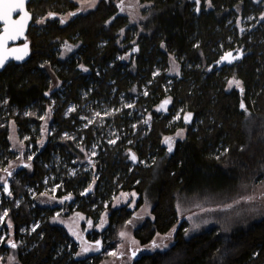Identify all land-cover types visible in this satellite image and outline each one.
<instances>
[{"label": "trees", "instance_id": "1", "mask_svg": "<svg viewBox=\"0 0 264 264\" xmlns=\"http://www.w3.org/2000/svg\"><path fill=\"white\" fill-rule=\"evenodd\" d=\"M140 1L151 10L139 32L113 0H99L84 13L74 0L28 2L30 56L0 72V157L11 158L8 120L26 143L34 141L37 116L51 105V131L11 173L12 191L0 196V213H7L13 236L10 244L0 243V259L12 252L18 264H101L149 198L150 216L133 227V237L145 245L173 230V242L142 252L132 264H264V215L228 233L212 226L185 236L187 222L175 206L178 193L228 192L241 180L264 177V21H257L264 0ZM64 13L69 17L61 23L56 15ZM124 27V39L136 41L130 61L119 56ZM64 46L71 49L66 56ZM227 53L239 58L224 64ZM170 54L179 63L176 74L167 71ZM233 79L240 88L228 87ZM55 81L61 84L50 91ZM133 85L145 90L133 100L144 119L124 107L112 113L115 139L103 127L84 126L77 108L67 114L70 103L84 101V91L91 101L117 107L133 98ZM175 109L191 113V121L172 120ZM182 128L184 136L169 152L165 138ZM80 146L95 147L87 161L91 168L78 160ZM51 177L57 196L72 197L63 215L78 210L97 221L107 210L104 229L84 234L97 244L95 252L77 257L79 242L50 221L56 208L34 203L30 189L40 193ZM131 191L138 195L135 207L112 206L115 195Z\"/></svg>", "mask_w": 264, "mask_h": 264}, {"label": "rangeland", "instance_id": "2", "mask_svg": "<svg viewBox=\"0 0 264 264\" xmlns=\"http://www.w3.org/2000/svg\"><path fill=\"white\" fill-rule=\"evenodd\" d=\"M98 1L99 0H95L94 5L90 7L89 4L91 3V0H74L77 4V9L83 13L93 9ZM113 1L117 2L120 9L123 8V12L128 16L129 24H137V31H142L143 29L141 23L146 19L151 10L150 3L141 2L140 0ZM68 17L69 13L56 15L57 20L59 19L60 21L62 19L67 20ZM47 18H49L48 15L41 17L38 20V23H44ZM257 19L258 22L264 21V11L258 15ZM241 26L244 27L246 25L242 24ZM125 29L126 28L124 27L118 32L117 39L119 41L120 48H122V53L119 55L122 60H127V53L134 50V44L136 43L135 37H132L131 39H124ZM69 52V47L67 46H64L61 51L63 54L62 56L68 55ZM128 60L130 61L131 59L128 58ZM232 61L233 60L231 59V62ZM231 62L224 60V64H230ZM178 69V61L170 54L168 58L167 71L172 74H176ZM60 84L61 82L58 81L52 82L50 91L58 88ZM227 85L229 87L228 83ZM129 92L133 96L131 100L127 99L117 107H110L102 102L87 99L88 94L84 91L80 94V97L83 98L84 101L79 103L80 105L78 102L72 104L70 103L67 109V114L77 108L79 118L82 120V124L84 126L94 124L95 126L103 127V130H105L107 134L106 137L115 139L117 137V132L112 127V113H115L124 107L129 108V114L136 110V113L140 116L142 115V119H144L143 112L138 111L133 104V100L137 97L139 92L145 93L144 88L141 89L136 85H133L130 87ZM160 106H162V104ZM165 106L166 105L161 107V109L164 110ZM51 107V105L48 106L37 116L39 123L34 124L31 129V131L35 134L36 139L34 141L30 140L28 143L25 142L27 139L26 136H19L15 122L12 119L8 120L7 139L9 142V149L12 153L10 155L11 158L7 161H4L3 156L0 157V196L2 195V192H4L5 182L8 186V193L12 191V176L10 175L8 180H6L9 172H15L18 169V166L20 167L25 164L29 157L34 154V144H36V147L38 148L45 144L47 135L51 131ZM187 115L188 113H184L180 109H175L173 110V117L171 119L178 120L183 117L185 122H190V118L187 121L185 120ZM89 121H91V123H89ZM178 133H182V135H177ZM184 134L185 128H182L178 130L175 135L170 136V138L174 141L175 139L182 138ZM73 137L77 138L74 135ZM80 149L82 150V156L78 158V160L85 163L86 169L91 168L90 163L87 161L90 156L95 154V147L91 150H85L80 146ZM6 169L7 171H5ZM52 181V177L47 180L45 188L40 193H36L34 190L30 189V194L33 197L34 203L41 206L56 208L55 214L50 218V221L62 226L73 239L79 242L78 250L75 254L77 257H83L95 252L97 244L85 240L84 234L85 232L92 230L101 231L104 229L107 224V210L104 209L101 211L97 221H93L92 218L86 217L78 210H74L67 215H63L62 213L65 212L64 204L67 199L72 197L69 195L57 196V184H53ZM137 197L138 195L134 191L118 193L112 199V206L126 204L128 207L133 208L136 206ZM175 206L179 217L187 222L185 236H190L195 232L208 229L212 226H216L221 231L228 233L241 226H245L253 220L259 219L264 215V177L258 182L241 180L232 191L228 192H206L194 195L178 193ZM150 207L151 200L149 198H145L143 203L135 209L132 218H130V222H128V224H126V226L119 232L118 245L115 249L109 251L108 257L102 260L101 264H132L133 260L142 252L163 250L172 244L174 235L173 230H170L163 235H156L150 243L145 245H140L133 237V227L138 225L140 220L144 217L150 216ZM4 214L5 211L0 213V217H3V219H0V243L7 242L6 244L8 245L10 244V241L12 242L13 240L12 227L9 226L11 222L9 219H5ZM4 223L8 226V230L5 229ZM121 233H124L125 235L121 236ZM84 247H87L89 251L82 252V248ZM131 252L135 256H131ZM113 253L115 254L113 255ZM0 264L18 263L14 253L9 252L5 257L0 259Z\"/></svg>", "mask_w": 264, "mask_h": 264}, {"label": "snow or ice", "instance_id": "3", "mask_svg": "<svg viewBox=\"0 0 264 264\" xmlns=\"http://www.w3.org/2000/svg\"><path fill=\"white\" fill-rule=\"evenodd\" d=\"M25 2L26 0H0V21L3 22V35H0V66L4 64V62L9 58V56H14L15 59L17 60H22L24 58V55L27 54V44L24 45L23 49H8L6 48V44L8 40H15L19 35L23 33L24 26L26 21L29 19V14L25 11ZM95 3V0H91V3L89 6H93ZM197 5H199L200 0H196ZM123 11V8H121ZM13 13H22L20 15V19L14 20L12 19ZM53 14L50 13L49 16H52ZM70 15H75V13H71ZM66 19V18H65ZM65 20L62 19L61 23H64ZM71 49H69L70 51ZM23 52L24 55H18L17 53ZM237 59L239 57H234L232 56L231 53H227L225 57H222V60H228V62H231V59ZM229 87L235 86L237 88H240L241 82L239 80L233 79L228 82ZM242 91V89H241ZM168 101H165L164 104L166 105ZM162 105L161 107H163ZM241 108H244V104L241 103ZM99 115V114H97ZM191 117V113H189L186 117L185 120L187 121ZM91 123V121H89ZM177 135H182V133H178ZM114 143L115 141H111ZM165 143L168 145V151L171 152L173 150V141L172 138H165ZM31 159V157H29ZM131 159L133 161L136 160V156L133 154L131 156ZM7 171V169L5 170ZM9 175L11 173L9 172ZM4 190L8 191V186L7 183L5 182L4 184ZM135 195V194H133ZM5 216L7 213L5 212ZM0 219H3V217H0ZM124 233H121V236H124ZM99 243V242H97ZM158 246V245H154ZM12 247L15 248L16 245L12 244ZM89 249L87 247L82 248V252H87ZM115 253H113L114 255Z\"/></svg>", "mask_w": 264, "mask_h": 264}, {"label": "water", "instance_id": "4", "mask_svg": "<svg viewBox=\"0 0 264 264\" xmlns=\"http://www.w3.org/2000/svg\"><path fill=\"white\" fill-rule=\"evenodd\" d=\"M29 1L30 0H26V2H25V11L29 14V19L25 23L23 33L21 35H19L15 40H8L7 44L5 46L8 49H13V48L23 49L24 45L27 44V50H26L27 54L24 55L23 52L17 53L18 55H24V58L22 60H17V59L14 58V56H9V58L4 62V64L2 66H0V72L10 62H14L16 64L24 63L30 56V52L31 51H30L29 40L27 39V31H28L29 25L31 24L32 14L27 8V4H28ZM20 15H22V13H19V14L18 13H13L12 19L18 20V19H20ZM3 27H4L3 22L0 21V35H3ZM165 101H168L166 106L169 105L170 100L169 99L163 100L162 104H164ZM6 180H8V176H7ZM8 192H9V190L8 191L4 190L5 195H7ZM131 256H135V255L131 252Z\"/></svg>", "mask_w": 264, "mask_h": 264}, {"label": "flooded vegetation", "instance_id": "5", "mask_svg": "<svg viewBox=\"0 0 264 264\" xmlns=\"http://www.w3.org/2000/svg\"><path fill=\"white\" fill-rule=\"evenodd\" d=\"M161 105V104H160Z\"/></svg>", "mask_w": 264, "mask_h": 264}]
</instances>
